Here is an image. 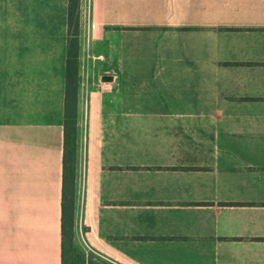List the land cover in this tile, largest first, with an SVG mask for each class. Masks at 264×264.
Returning a JSON list of instances; mask_svg holds the SVG:
<instances>
[{"label":"crops","instance_id":"0c3cea01","mask_svg":"<svg viewBox=\"0 0 264 264\" xmlns=\"http://www.w3.org/2000/svg\"><path fill=\"white\" fill-rule=\"evenodd\" d=\"M66 29L67 0H0V264H61ZM79 45L78 246L264 264V0H80Z\"/></svg>","mask_w":264,"mask_h":264},{"label":"trees","instance_id":"16d2710c","mask_svg":"<svg viewBox=\"0 0 264 264\" xmlns=\"http://www.w3.org/2000/svg\"><path fill=\"white\" fill-rule=\"evenodd\" d=\"M80 0H67V29L63 99V182L61 201V264H113L92 253L85 254L74 237V164L77 137Z\"/></svg>","mask_w":264,"mask_h":264},{"label":"rangeland","instance_id":"374dc122","mask_svg":"<svg viewBox=\"0 0 264 264\" xmlns=\"http://www.w3.org/2000/svg\"><path fill=\"white\" fill-rule=\"evenodd\" d=\"M155 79L151 77H137L131 76L122 79L121 85L118 89H124V102L130 105L151 104L157 99L158 94L155 89ZM117 89H113L116 91ZM116 94H113L115 96ZM118 98H116L117 100ZM85 253V252H84ZM87 254V253H85Z\"/></svg>","mask_w":264,"mask_h":264},{"label":"water","instance_id":"95a60500","mask_svg":"<svg viewBox=\"0 0 264 264\" xmlns=\"http://www.w3.org/2000/svg\"><path fill=\"white\" fill-rule=\"evenodd\" d=\"M111 79V76H103V80H109Z\"/></svg>","mask_w":264,"mask_h":264}]
</instances>
